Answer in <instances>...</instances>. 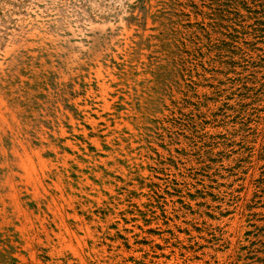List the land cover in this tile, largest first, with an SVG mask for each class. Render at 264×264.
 <instances>
[{"label":"rangeland","instance_id":"rangeland-1","mask_svg":"<svg viewBox=\"0 0 264 264\" xmlns=\"http://www.w3.org/2000/svg\"><path fill=\"white\" fill-rule=\"evenodd\" d=\"M0 264H264V0H0Z\"/></svg>","mask_w":264,"mask_h":264}]
</instances>
